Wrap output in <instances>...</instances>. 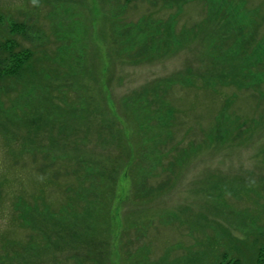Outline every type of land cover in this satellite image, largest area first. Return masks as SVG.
I'll list each match as a JSON object with an SVG mask.
<instances>
[{
  "label": "rangeland",
  "instance_id": "obj_1",
  "mask_svg": "<svg viewBox=\"0 0 264 264\" xmlns=\"http://www.w3.org/2000/svg\"><path fill=\"white\" fill-rule=\"evenodd\" d=\"M167 1L125 6L124 0H0V41L13 36L36 60L29 75L0 84V255L12 243L11 254L26 253L39 225L50 239L38 248L29 245L20 264H52L68 256L62 239L61 248L54 244V222H36L31 230L14 207L17 196L45 185L38 209H62L68 217L64 191L73 178L67 166L53 169L54 177L47 170L41 181L43 175L32 171L33 164L24 165L21 153L24 107L45 115L48 103L56 104L52 82L38 79L49 74L47 64L54 59L66 77L71 72L73 81L84 78V90L95 96L100 89V106L116 121L118 136L103 133L107 140L98 142L92 135L82 151L101 164V175L110 172L106 181L114 180L109 211L98 210L109 223L105 264H215L224 255L252 262L251 245L264 230V0ZM144 14L151 22L127 35L120 28L119 40L106 48L111 27L116 32L123 21L136 22ZM19 21L26 23V39L9 33ZM243 36L254 38L240 49ZM139 45L145 53L133 60L129 50ZM72 47L81 54L89 48L87 72ZM58 89L68 100V86ZM144 89L151 94L148 110L132 118L124 107ZM60 153L68 163L72 150ZM167 169L170 181L152 191L167 182ZM92 233L104 236L100 229Z\"/></svg>",
  "mask_w": 264,
  "mask_h": 264
},
{
  "label": "trees",
  "instance_id": "obj_2",
  "mask_svg": "<svg viewBox=\"0 0 264 264\" xmlns=\"http://www.w3.org/2000/svg\"><path fill=\"white\" fill-rule=\"evenodd\" d=\"M124 1L126 3L124 5L126 6L132 2L135 3L137 0ZM140 1L146 2L148 5L152 6H157L156 4L158 2H169L167 0ZM179 1L180 0H174V3ZM119 13L117 15H119ZM148 17H150V14H148ZM146 18L147 14H144L142 15V19L139 18L136 22H130L128 24L123 21L121 26L124 27H118L116 32L112 30L111 27L110 30L112 32L108 31L106 34V48H110L113 41L116 43V40H119L117 36H121L119 31L120 28L123 29L122 33L127 35L132 30L137 31L138 28H144L145 23L151 22V19L147 20ZM121 20L123 19L121 18ZM9 33L19 35L24 39L28 38L26 23L23 21L12 22L9 28ZM141 33L144 32L142 31ZM238 36H241V34L239 33ZM245 37L246 36H243L240 40V49L241 43L246 44L247 42H250V39L254 38V36H249L250 38L246 41L247 38L245 39ZM13 38V36H10L3 41H0V84L10 79L13 81L19 80L22 76L25 77L29 75L30 71L28 72V67L33 65L34 61H36L32 49L28 46L21 45L20 42ZM74 48H76V46ZM74 48L72 47L73 50ZM76 52L78 51L75 49L72 55H76ZM89 52L90 50L88 47L84 48L82 50V54L81 52H78L81 56L78 58L80 60L82 58V60L86 62L84 59ZM129 53L131 54V58L133 60H137L143 55V53H145V50H143V48L139 45L130 49ZM53 60L54 59H51V61L47 64L49 65V74L44 73L48 77H45V79V75L42 73V75H38V79L41 78L39 83H42L43 80L45 83L48 81L52 82V89L55 92L57 99L55 102L56 104L53 107L52 103H48L50 107L47 108L45 115L36 112V110H26V107H24L23 111L26 117L25 120L23 119L25 141L23 149H21V153L23 154L22 160L24 161V165H27L26 163L33 164L31 167L32 171L35 173L37 172V175L39 174L41 177L44 172V175H48V172H50V175L53 176L54 173H56L53 169L57 170L59 165L65 164L67 166L69 180L70 178H73L71 183L66 186L68 187V190L64 191L65 197L68 199V217H66L67 214L65 210L62 209L61 212H49L46 207L38 209L39 200L45 201V194L43 191L44 188H49L45 185H39L37 188L35 187L34 190L28 194L23 193L22 198L20 197L21 194L17 196L18 201L14 207L17 209L18 217H22L21 222H24L31 230H34L36 222L37 225L39 224V221H42L44 224H47L46 222L49 221H51V223L54 222V233L56 236L54 244L60 245L59 248H61L62 242L65 243L63 248L68 250V256L64 253L63 258L56 259L57 261L52 264H70V260L74 262V264H105V261L108 258L107 247L109 223L105 224V222H107V218L105 217L104 219V212L102 214L98 210L99 207H101L103 211H109L110 199L108 195H111L110 188H112V181L114 180L109 182L106 181L105 177L106 175L110 177V172L101 175V171L103 170L100 171L99 167H97V165L101 164L98 161H90L88 158L86 159L83 157L84 154L82 151H86V147H84V145H86V140L92 135L97 137L98 142H102L105 139L107 140V138L103 136V133L109 135L112 133L114 136H118L117 131H115L117 126L114 127L113 124L116 123V121L106 113L104 104L100 106V100L102 98L100 89L97 90V94H95V96L93 93L89 92L90 90H84V86L87 85L84 83V78L82 80L78 79L73 81L71 72L68 74V77H66V71L63 72L60 70L59 66L61 65L56 61H54L53 64ZM84 62L82 64V69L83 72H87L85 65L88 64L87 62L86 64ZM55 66L57 68L56 70H54ZM60 85H65L66 87L68 86V100H65L63 91H59L58 88ZM75 86L79 87L76 91L73 90L76 89ZM56 91H58L57 94ZM59 94L60 96H58ZM73 95H76V97L73 98ZM150 95L151 94L148 90L144 89L142 93L134 95L131 98L130 104L124 108L132 114V118L134 115L138 116V114H144L148 110L147 104L150 103ZM52 100L53 98L51 96L48 101ZM61 100H65L68 107L64 106ZM64 108H66V111ZM99 118H101V122L99 121ZM163 119H165V117ZM86 124L89 126H91V124H95L98 128L96 131H93L90 130L89 126ZM50 143L52 146H50ZM54 144L56 145L55 148L53 147ZM68 147L72 150V154L68 155V163H63L64 156L61 155L60 151L68 153ZM125 157V161L128 162L131 159V152L126 151ZM122 161L124 163V159ZM39 162H42V165ZM88 165L92 166L90 171H86V166ZM134 165H137L136 157ZM172 169H167L166 171L168 173L167 182L165 181L166 184L163 182L158 186L153 187L152 191L158 192L162 189V187L167 185L168 181H170L169 174L172 172ZM47 170L49 171L47 172ZM44 175L41 178V181L47 180L48 177H45ZM100 179L104 180L102 184L100 183ZM108 188L109 190L104 191V189L106 190ZM230 189L232 192L235 191L234 188ZM94 193L99 194L98 199L94 201L87 200L89 195ZM84 194H86L85 199L83 198ZM106 198L108 202L105 201ZM66 202L67 200L65 203ZM61 214L64 215V217L61 216ZM93 218L96 219L92 220ZM92 221H95V224H93ZM38 227H36V229L39 230L37 233H30L29 235L27 245L24 248L26 253L19 252L11 254L10 248H13L12 243L7 249L4 248L2 255H0V264H4L6 262L11 264H20L22 263V259H27V256H29L26 255L29 245H33V248H38L37 245H44L48 239H50V235L48 236L40 233V230H45V228ZM97 229H100V233L104 235L99 236L101 237L99 239H97V234L92 233ZM259 233L260 234L255 236L254 244H252L250 248V258H252V262L249 260V263H244L241 257L237 255L231 256L230 258H225L224 255L223 258L215 264H264V230L260 229ZM61 239L62 242H60ZM84 241L86 242V247H83L85 244ZM61 251V249H57V252ZM71 251L82 252L83 255L80 256L77 253L72 254ZM36 264H38V262ZM49 264H51V262H49Z\"/></svg>",
  "mask_w": 264,
  "mask_h": 264
}]
</instances>
